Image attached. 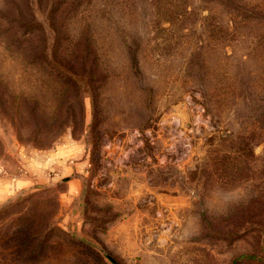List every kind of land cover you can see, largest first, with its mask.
I'll use <instances>...</instances> for the list:
<instances>
[{
	"label": "rangeland",
	"instance_id": "rangeland-1",
	"mask_svg": "<svg viewBox=\"0 0 264 264\" xmlns=\"http://www.w3.org/2000/svg\"><path fill=\"white\" fill-rule=\"evenodd\" d=\"M39 169L0 264H264V0H0V172Z\"/></svg>",
	"mask_w": 264,
	"mask_h": 264
},
{
	"label": "crops",
	"instance_id": "crops-1",
	"mask_svg": "<svg viewBox=\"0 0 264 264\" xmlns=\"http://www.w3.org/2000/svg\"><path fill=\"white\" fill-rule=\"evenodd\" d=\"M50 172L39 169V176H32L31 174L25 176H10L6 173L0 172V202L10 199L16 193L22 191L28 186L34 185L38 181H45L49 178Z\"/></svg>",
	"mask_w": 264,
	"mask_h": 264
},
{
	"label": "trees",
	"instance_id": "trees-1",
	"mask_svg": "<svg viewBox=\"0 0 264 264\" xmlns=\"http://www.w3.org/2000/svg\"><path fill=\"white\" fill-rule=\"evenodd\" d=\"M39 27H40V29H42V30L44 29V28L41 27V26H39ZM31 31H32V29L29 30V32H31ZM55 31H56V33H58V30L55 29V28H53V32H55ZM56 35H57V34H56ZM44 57H45L46 60H48L47 57H46L45 55H44ZM53 70H54V68H53Z\"/></svg>",
	"mask_w": 264,
	"mask_h": 264
}]
</instances>
